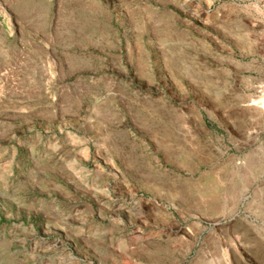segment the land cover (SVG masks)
Returning <instances> with one entry per match:
<instances>
[{
    "label": "rangeland",
    "instance_id": "374dc122",
    "mask_svg": "<svg viewBox=\"0 0 264 264\" xmlns=\"http://www.w3.org/2000/svg\"><path fill=\"white\" fill-rule=\"evenodd\" d=\"M0 264H264V0H0Z\"/></svg>",
    "mask_w": 264,
    "mask_h": 264
}]
</instances>
